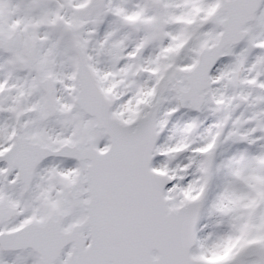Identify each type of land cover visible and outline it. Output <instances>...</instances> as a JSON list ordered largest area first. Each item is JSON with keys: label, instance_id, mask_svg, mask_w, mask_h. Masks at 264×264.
Instances as JSON below:
<instances>
[{"label": "snow or ice", "instance_id": "1", "mask_svg": "<svg viewBox=\"0 0 264 264\" xmlns=\"http://www.w3.org/2000/svg\"><path fill=\"white\" fill-rule=\"evenodd\" d=\"M0 264H264V0H0Z\"/></svg>", "mask_w": 264, "mask_h": 264}]
</instances>
